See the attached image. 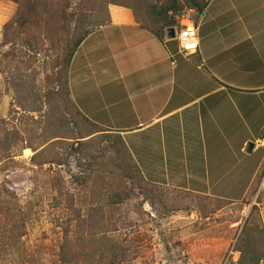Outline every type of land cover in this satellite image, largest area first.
<instances>
[{
  "label": "crops",
  "instance_id": "1",
  "mask_svg": "<svg viewBox=\"0 0 264 264\" xmlns=\"http://www.w3.org/2000/svg\"><path fill=\"white\" fill-rule=\"evenodd\" d=\"M243 3L189 11L199 41L190 56L119 8L75 53L74 104L122 136L150 184L230 203L252 195L264 165L253 162L261 149L246 152L264 134V0L250 15ZM8 18L1 12L0 37Z\"/></svg>",
  "mask_w": 264,
  "mask_h": 264
},
{
  "label": "rangeland",
  "instance_id": "2",
  "mask_svg": "<svg viewBox=\"0 0 264 264\" xmlns=\"http://www.w3.org/2000/svg\"><path fill=\"white\" fill-rule=\"evenodd\" d=\"M30 1L0 0V15L2 12L9 17V23L20 11L28 9ZM131 1L122 0L125 4ZM147 1L153 4L157 0ZM235 1L245 2L240 7L244 15L257 12L255 2L259 0ZM113 2L120 1L70 0L61 8L67 17L80 12L90 18L102 16L107 21L104 7ZM49 7L55 9V5ZM183 14L190 12L185 10L179 17ZM52 23L55 24L56 20L53 19ZM3 29L0 45L4 41ZM27 33L18 31L20 39L13 41L11 46L0 47V206L10 209L8 216L0 211V264H64V258L71 264H103L100 259L93 260L89 251H85L97 245V241L95 245L93 242L81 245L76 241L82 228H77L75 212L79 211L86 218L93 206L95 191H98L92 184L94 182H90L89 187L78 184L87 176L84 166L79 165L80 159L84 160L79 143L56 138V128L48 118V113L55 109L54 103L50 109L45 105L41 113L22 111L18 107L19 101L10 80L12 71L17 73L16 69H19L23 72L30 67L31 72L40 74L37 77L40 90L48 91L53 87H46L45 74H51L55 56L50 54L49 58L43 53L38 56L30 53L23 44ZM24 53L35 57L29 64L18 66L17 62L23 60ZM13 56L19 57L13 62ZM73 130L75 133L80 131L84 137L90 135L83 142L101 134L92 135L94 132L82 123L78 130ZM105 137L112 136L101 134L94 141ZM7 139L10 146L4 143ZM104 140L108 142L95 146L89 153L98 155L99 148H110L112 140ZM104 155L109 158L114 153L109 151ZM34 157L40 164H34ZM53 158L56 161L49 163ZM263 161L264 151L254 152L255 168ZM86 163L88 160L83 164ZM260 176L252 195L240 203L156 185L139 187L127 180L124 199L120 204L106 208L107 218L96 235H106L116 247L129 251L130 259L119 264H238L241 254L236 248L244 227L249 225L258 230L256 254L260 258L259 264H264V192L257 197ZM120 186L123 187L115 181L112 184L115 192ZM3 229L18 237L13 247L9 246L13 239L1 236L5 233ZM64 243H67L65 253Z\"/></svg>",
  "mask_w": 264,
  "mask_h": 264
},
{
  "label": "trees",
  "instance_id": "3",
  "mask_svg": "<svg viewBox=\"0 0 264 264\" xmlns=\"http://www.w3.org/2000/svg\"><path fill=\"white\" fill-rule=\"evenodd\" d=\"M69 1L31 0L28 9L20 11L16 18L4 26V41L0 47L11 46L13 41L20 39L21 35H17L18 31H27L28 33L23 40L24 48L29 49L30 53L36 56L43 53L50 58V54H54L55 59L51 66V74H45L46 87L53 86L52 90L46 91L38 88L37 77L40 74L36 71L31 72L30 67H27L23 72L19 69H16L17 73L9 72L12 87L15 89L16 97L19 101L18 107L22 111L41 113L45 105L49 106L50 109L52 103H54L55 109L48 113L50 114L48 118L52 120L53 126L56 128L58 134L56 138L77 141L79 143V152L80 154L83 153L84 156V160L80 159L79 165L84 166L83 170L87 176L81 178L78 184L89 187V183L94 182L92 184L95 189L98 188V191H95L96 195L92 200L94 203H92L93 206L89 209L87 217H83L79 211L75 212L77 228H82L76 241L81 243V245L92 242L95 245L94 242L97 241V245L85 250L89 251V257L93 260L100 259L103 264H119L130 259L129 251L124 247H116V244L106 235H96L97 229L107 218L106 208L122 202L124 194L127 193V189L124 186L127 180L139 187H152L154 185L147 182L143 177L122 136L118 133L108 132L93 123L83 116L74 104L69 88V71L73 57L84 40L94 32L95 28L104 27L111 22L112 14L118 8L131 10L137 23L162 41L168 29H177V16L179 17L185 10L194 11L198 16H202L213 0H157L153 4L147 0H132L126 4L122 0H118L120 2H113L104 7L105 13H103L106 15L107 21L102 16L90 18L80 12L76 16L70 15L67 17L61 5ZM48 5H55V9ZM53 19L56 20L55 24H53L54 22L52 23ZM32 26L35 28L33 32H31ZM44 27L45 29H43ZM8 55H6V59ZM27 56V53H24L22 55L23 60L18 59L20 60L17 62L18 66L29 64L35 57L28 56L26 59ZM17 57L19 56H13V62ZM44 69H46L45 66ZM53 113H56V115ZM81 123L85 128L94 132L92 135L101 133L106 136H112L105 137L112 140L110 148L105 150L99 148L98 152L100 153L98 155L89 153L95 146L100 147L104 142L108 141L104 140V138L95 142L94 139L101 136L99 134L83 142L82 140L90 135L84 137L80 131L75 133L73 130H78ZM72 125L73 128L71 127ZM69 135H72V137L68 138ZM58 142L62 141H57L56 143ZM4 143L9 145V140H4ZM109 151L113 152L114 156L107 158L104 153ZM55 159H51L49 163H53L56 161ZM86 160H88V163L83 164ZM33 162L36 165L40 164L37 161V157L33 158ZM107 179L112 181L109 182ZM114 181L123 185V187L120 186L118 188L119 191L117 192L112 187ZM73 206L71 205L70 207ZM0 211L8 216L10 209L2 205L0 206ZM3 230L5 233L1 234V236L4 238L7 236L9 240L13 239L9 244L10 247H13L14 241L16 242L18 237H14L12 232L8 233L7 229ZM257 232L258 230L254 226L247 225L244 227L236 248V251L241 254L238 264H259L260 258L256 254L258 247ZM66 249L67 243H64V253ZM64 264H71V262L64 258Z\"/></svg>",
  "mask_w": 264,
  "mask_h": 264
},
{
  "label": "built area",
  "instance_id": "4",
  "mask_svg": "<svg viewBox=\"0 0 264 264\" xmlns=\"http://www.w3.org/2000/svg\"><path fill=\"white\" fill-rule=\"evenodd\" d=\"M176 39L179 42L181 52L187 56L196 54L198 51L199 41L197 36V28L190 20L187 14H183L178 18V27L175 29ZM258 149L264 151V135L256 142ZM264 192V167L258 188V195Z\"/></svg>",
  "mask_w": 264,
  "mask_h": 264
},
{
  "label": "water",
  "instance_id": "5",
  "mask_svg": "<svg viewBox=\"0 0 264 264\" xmlns=\"http://www.w3.org/2000/svg\"><path fill=\"white\" fill-rule=\"evenodd\" d=\"M176 37V32L174 28H170L167 30V38L168 39H174ZM255 149V144L254 143H249L246 149V152L252 153L253 150Z\"/></svg>",
  "mask_w": 264,
  "mask_h": 264
},
{
  "label": "bare ground",
  "instance_id": "6",
  "mask_svg": "<svg viewBox=\"0 0 264 264\" xmlns=\"http://www.w3.org/2000/svg\"><path fill=\"white\" fill-rule=\"evenodd\" d=\"M263 135H264V134H263ZM262 137H263V136H262ZM262 137H261V138H262ZM258 140H259V139H258ZM258 140H257V141H258ZM257 141H256V142H257ZM256 142H255V148H257V146H256ZM257 149H258V148H257ZM261 150H262V149H261ZM263 167H264V165H263ZM262 172H263V168H262V170H261V176H262ZM261 176H260V178H261ZM260 180H261V179H260ZM260 180H259V182H260ZM259 185H260V183H259ZM259 185H258V188H259ZM258 188H257V196L260 195V194L258 195Z\"/></svg>",
  "mask_w": 264,
  "mask_h": 264
}]
</instances>
